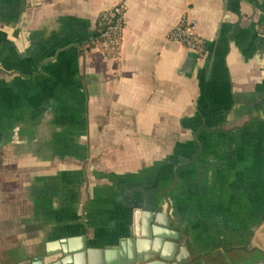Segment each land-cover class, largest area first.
<instances>
[{
	"label": "crops",
	"instance_id": "obj_1",
	"mask_svg": "<svg viewBox=\"0 0 264 264\" xmlns=\"http://www.w3.org/2000/svg\"><path fill=\"white\" fill-rule=\"evenodd\" d=\"M183 17L204 55L170 38ZM147 211L187 264L264 255V0H0V262L114 246Z\"/></svg>",
	"mask_w": 264,
	"mask_h": 264
},
{
	"label": "water",
	"instance_id": "obj_2",
	"mask_svg": "<svg viewBox=\"0 0 264 264\" xmlns=\"http://www.w3.org/2000/svg\"><path fill=\"white\" fill-rule=\"evenodd\" d=\"M190 261L184 236L169 215L147 211L141 220H135L130 235L114 246L96 249L89 246L86 236L66 238L59 241L57 249L48 246L44 253L21 264H187ZM227 264H264V255Z\"/></svg>",
	"mask_w": 264,
	"mask_h": 264
},
{
	"label": "built area",
	"instance_id": "obj_3",
	"mask_svg": "<svg viewBox=\"0 0 264 264\" xmlns=\"http://www.w3.org/2000/svg\"><path fill=\"white\" fill-rule=\"evenodd\" d=\"M126 4L122 3L101 13L94 42L108 55L120 54L125 29ZM173 41L195 50L200 55L206 53V41L196 32L195 24L183 17L170 33Z\"/></svg>",
	"mask_w": 264,
	"mask_h": 264
}]
</instances>
